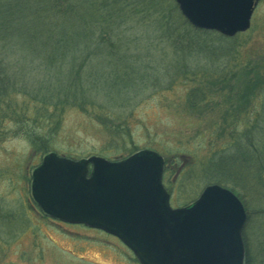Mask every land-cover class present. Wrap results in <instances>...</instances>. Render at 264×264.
<instances>
[{
	"label": "trees",
	"instance_id": "obj_1",
	"mask_svg": "<svg viewBox=\"0 0 264 264\" xmlns=\"http://www.w3.org/2000/svg\"><path fill=\"white\" fill-rule=\"evenodd\" d=\"M173 3L0 0V138L9 119L13 136L46 154L48 137L28 125L31 118L49 127L64 104L123 108L147 87L183 78L191 84L186 105L198 115L216 113L219 137H229L202 161L205 178L241 198L248 189L260 191L264 201V111L254 104L264 86L263 62L245 50L249 30L226 37L195 28ZM22 104L42 112L21 113Z\"/></svg>",
	"mask_w": 264,
	"mask_h": 264
},
{
	"label": "rangeland",
	"instance_id": "obj_2",
	"mask_svg": "<svg viewBox=\"0 0 264 264\" xmlns=\"http://www.w3.org/2000/svg\"><path fill=\"white\" fill-rule=\"evenodd\" d=\"M248 34L245 50L263 62L260 72L264 79V0L257 1ZM190 85L183 78L168 87L166 81L161 82L157 87H147L123 108L94 102L81 107L64 104L53 111L55 117L49 127L46 121L32 118L28 125L48 137L51 151L46 154L53 152L75 161L89 156L120 160L139 150L157 153L163 162L160 180L170 194V207L182 208L196 200L204 187L211 186L200 169L202 161L207 163L214 151L223 150L229 138L227 132L222 135L225 138L219 137L216 113L198 115L186 105L184 98ZM259 95L254 104L264 111V86ZM3 105L7 109V104ZM24 105L18 106L21 113L36 116L42 112L32 105L26 112ZM12 124L4 120L6 133L0 138V264H138L131 251L111 234L62 223L36 206L30 197V175L45 153L31 147L22 135L13 136L16 127ZM238 126L245 129L241 123ZM9 129L12 136H7ZM261 155L264 160V153ZM227 189L238 197L246 213L241 230L242 264H262L261 192L248 189L241 198L238 192Z\"/></svg>",
	"mask_w": 264,
	"mask_h": 264
},
{
	"label": "water",
	"instance_id": "obj_3",
	"mask_svg": "<svg viewBox=\"0 0 264 264\" xmlns=\"http://www.w3.org/2000/svg\"><path fill=\"white\" fill-rule=\"evenodd\" d=\"M174 1L193 27L232 37L249 28L258 0ZM162 165L149 150L118 161L49 153L30 175V192L48 216L118 237L140 264H242L238 197L211 184L191 205L170 209Z\"/></svg>",
	"mask_w": 264,
	"mask_h": 264
},
{
	"label": "flooded vegetation",
	"instance_id": "obj_4",
	"mask_svg": "<svg viewBox=\"0 0 264 264\" xmlns=\"http://www.w3.org/2000/svg\"><path fill=\"white\" fill-rule=\"evenodd\" d=\"M242 234V233H241ZM242 242H243V239H242Z\"/></svg>",
	"mask_w": 264,
	"mask_h": 264
}]
</instances>
